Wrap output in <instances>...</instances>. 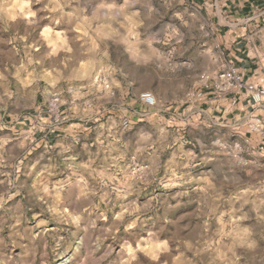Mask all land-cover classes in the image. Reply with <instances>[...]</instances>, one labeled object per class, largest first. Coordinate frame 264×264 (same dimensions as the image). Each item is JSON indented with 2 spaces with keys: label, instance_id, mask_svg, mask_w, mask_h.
Returning a JSON list of instances; mask_svg holds the SVG:
<instances>
[{
  "label": "rangeland",
  "instance_id": "374dc122",
  "mask_svg": "<svg viewBox=\"0 0 264 264\" xmlns=\"http://www.w3.org/2000/svg\"><path fill=\"white\" fill-rule=\"evenodd\" d=\"M220 54L189 0H0V264H264V158L194 101Z\"/></svg>",
  "mask_w": 264,
  "mask_h": 264
},
{
  "label": "crops",
  "instance_id": "0c3cea01",
  "mask_svg": "<svg viewBox=\"0 0 264 264\" xmlns=\"http://www.w3.org/2000/svg\"><path fill=\"white\" fill-rule=\"evenodd\" d=\"M189 1L203 10L214 25L221 51L220 66L234 68L242 82L264 89V0ZM194 101L206 107L201 112L211 118L218 115L228 126L243 133L246 144L264 158V151L260 150L264 131L255 133L247 127L255 118L264 122V104L254 105L245 89L224 96L202 90Z\"/></svg>",
  "mask_w": 264,
  "mask_h": 264
},
{
  "label": "built area",
  "instance_id": "2783aa9c",
  "mask_svg": "<svg viewBox=\"0 0 264 264\" xmlns=\"http://www.w3.org/2000/svg\"><path fill=\"white\" fill-rule=\"evenodd\" d=\"M242 89H245L250 94L254 105L264 104V89L242 82L241 77L234 68L224 67L212 78H205L202 81V90L215 96H224ZM140 101L146 107H154L155 105V99L150 93L142 94ZM46 110L53 127L62 122L58 94H53L48 99ZM253 121L252 123H248V129L251 132L262 133L264 131V122L258 118H255ZM260 150L264 151V145L260 147Z\"/></svg>",
  "mask_w": 264,
  "mask_h": 264
}]
</instances>
